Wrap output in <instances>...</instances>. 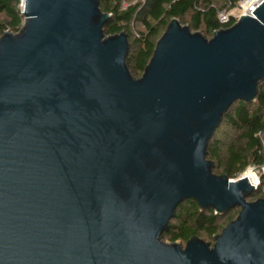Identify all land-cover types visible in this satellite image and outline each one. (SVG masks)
<instances>
[{"label":"water","instance_id":"obj_1","mask_svg":"<svg viewBox=\"0 0 264 264\" xmlns=\"http://www.w3.org/2000/svg\"><path fill=\"white\" fill-rule=\"evenodd\" d=\"M0 36V264H264V198L208 142L264 79V0L205 38L177 18L142 74L99 0H20ZM236 217L210 245L161 234L177 205Z\"/></svg>","mask_w":264,"mask_h":264},{"label":"trees","instance_id":"obj_2","mask_svg":"<svg viewBox=\"0 0 264 264\" xmlns=\"http://www.w3.org/2000/svg\"><path fill=\"white\" fill-rule=\"evenodd\" d=\"M20 3V0H0V36L5 31H19L23 22ZM237 3L238 0H99L100 9L110 14L103 26L104 34L122 31L127 34L126 63L133 78L141 76L156 41L171 19L177 18L191 31L209 39L215 30L233 24L232 17L227 23H220L218 13L229 11ZM257 89L254 102L231 104L208 142L206 158L214 163L216 175L236 179L248 166L264 165V79ZM263 186L264 174L261 185L250 196L264 198ZM228 212L215 214L211 209L200 210L195 201L184 200L177 205L161 239L185 244L197 236L212 245L213 236L232 220L226 216Z\"/></svg>","mask_w":264,"mask_h":264},{"label":"built area","instance_id":"obj_3","mask_svg":"<svg viewBox=\"0 0 264 264\" xmlns=\"http://www.w3.org/2000/svg\"><path fill=\"white\" fill-rule=\"evenodd\" d=\"M246 3H248L249 6L247 7L244 6ZM256 4H257V1L245 0V2H243L240 5L243 9L242 13H250L253 10V8L256 6ZM230 17L233 18V23H234L238 19L239 16H235V15L231 16L225 10L218 13V20L220 23H227L230 20ZM246 169L253 175V179L249 180L250 184L252 186H255L254 189H257L261 185V176L264 174V165H261V166L250 165ZM242 175H243V172L240 173L237 176V178L241 177ZM262 189L264 191V186L262 187Z\"/></svg>","mask_w":264,"mask_h":264},{"label":"rangeland","instance_id":"obj_4","mask_svg":"<svg viewBox=\"0 0 264 264\" xmlns=\"http://www.w3.org/2000/svg\"><path fill=\"white\" fill-rule=\"evenodd\" d=\"M243 2H245V0H238V3H237V6L236 7H234V8H231L229 11H227L228 13H229V15H231V16H233V15H235V16H239L241 13H242V11H243V9H242V7L240 6ZM245 173L247 172V169L244 171ZM244 172H243V174H244ZM258 198H260V197H255V196H248L247 197V201H254V200H256V199H258ZM262 198V197H261ZM238 211H239V209L238 208H236V209H232L231 211H229L227 214H226V216H230L231 218H232V220L236 217V215H237V213H238ZM205 242H208L209 244H210V241H208V240H205L204 238H202ZM163 241H165V242H168L167 240H163ZM181 244V243H180ZM182 246L184 245V244H181Z\"/></svg>","mask_w":264,"mask_h":264},{"label":"bare ground","instance_id":"obj_5","mask_svg":"<svg viewBox=\"0 0 264 264\" xmlns=\"http://www.w3.org/2000/svg\"><path fill=\"white\" fill-rule=\"evenodd\" d=\"M254 1L259 2L260 0H254ZM244 6L247 7V6H249V4L246 3ZM243 176L246 177L248 180L253 179V175L249 171H247L246 173L244 172Z\"/></svg>","mask_w":264,"mask_h":264}]
</instances>
